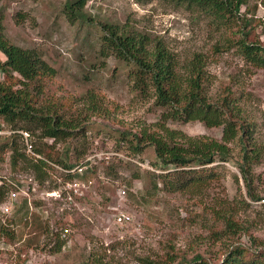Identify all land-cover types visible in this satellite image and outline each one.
Returning <instances> with one entry per match:
<instances>
[{
    "label": "rangeland",
    "instance_id": "1",
    "mask_svg": "<svg viewBox=\"0 0 264 264\" xmlns=\"http://www.w3.org/2000/svg\"><path fill=\"white\" fill-rule=\"evenodd\" d=\"M66 3L0 0L7 38L36 50L57 72L45 82L41 104L78 123L75 131L84 125L86 137L67 143L88 150L78 161L86 169L72 173L87 178L72 181L63 178L61 168L44 183L31 172H15L11 154L0 162V185H10L5 202L16 194L11 213L0 208V264H187L198 255L219 263L240 244L264 250V156L252 164L248 183L238 166L244 142L264 149V69L247 63L233 47L241 33L264 43V0H250L241 13L253 21L246 26L239 20L234 29L219 28L207 15L166 0H91L84 9L87 19L72 23ZM105 24L161 41L181 66L203 55L210 102L220 104L229 92L240 98L238 118L252 125V140L230 145L234 161L218 163L217 181L208 190L171 193L161 180L157 189L155 174L162 172L155 167L154 148L137 155L122 139L157 123L160 112L134 92L126 65L100 56ZM0 60L6 61L1 52ZM19 79L0 70V81L15 89L23 88ZM91 96L102 106L97 113L91 110ZM171 127L193 137L223 136V127L201 122ZM63 148L60 143L56 150ZM76 162L72 156L69 163ZM68 182L80 183L82 196L68 195L62 185ZM214 211L233 213L239 226L227 233ZM122 215L130 220H121ZM2 225L11 235L1 232Z\"/></svg>",
    "mask_w": 264,
    "mask_h": 264
},
{
    "label": "trees",
    "instance_id": "2",
    "mask_svg": "<svg viewBox=\"0 0 264 264\" xmlns=\"http://www.w3.org/2000/svg\"><path fill=\"white\" fill-rule=\"evenodd\" d=\"M89 1L67 0L65 12L70 22L87 19L84 9ZM142 1L150 3L154 0ZM166 1L207 15L219 28L234 29L239 20L246 26L253 21V17L241 13L250 0ZM102 28L104 35L100 41V56L104 59L114 57L126 65L134 92L145 101H153L160 112L157 123L143 126L135 133L122 135V139L128 141L137 155L147 146L154 148L155 167L162 172L160 175L155 174L157 189L161 183L163 189L171 193H199L208 190L217 181L218 163L234 161L230 145L237 139L242 142L252 140V125L238 118L241 112L240 98L229 92L222 97L220 104L210 102L205 85L207 65L203 55L197 54L186 66H181L161 41H155L148 34L120 29L111 24H105ZM241 34V39L230 41L233 47L247 63L264 69V43L250 40L246 33ZM0 52L6 58L4 62L0 60L1 72L10 77L18 75L23 86L15 89L0 81V127L14 132L0 137V162L7 154H11L12 169L15 172L24 170L33 173L35 180L40 183L52 177L56 169L71 171L86 166L79 163L88 151L86 146H70L67 140L85 138L87 129L83 125L79 131H75L79 128L78 123L59 115L50 105L41 104L45 82L55 78L56 70L36 50L14 45L5 35L2 20ZM95 98L91 96L89 104L91 110L97 113L101 104ZM191 122H201L208 128L223 127L222 139L193 137L171 127ZM21 132L29 133L32 151L38 158L27 152ZM60 143H64V148L58 152L56 148ZM72 156L76 163H69ZM242 156L243 163L238 166L248 183L252 164L262 160L264 149L256 144L250 148L249 143L246 145L244 142ZM87 171L89 168L85 173ZM65 174L63 178L66 181L87 178L86 174ZM2 182L0 205L5 201L7 188L10 187L8 183ZM250 196L261 200L260 197ZM214 216L224 225L227 233L234 232L239 226L231 212L214 211ZM1 232L11 235L5 225H2ZM252 244H256L255 239ZM57 251H61V245H57ZM187 264H264V250L240 244L229 251L222 262L213 263L198 255Z\"/></svg>",
    "mask_w": 264,
    "mask_h": 264
},
{
    "label": "built area",
    "instance_id": "3",
    "mask_svg": "<svg viewBox=\"0 0 264 264\" xmlns=\"http://www.w3.org/2000/svg\"><path fill=\"white\" fill-rule=\"evenodd\" d=\"M14 132L13 131H10L4 127H0V137L2 136H6V135H11L13 134ZM21 135L23 136L25 142H26V146H27V152L29 154H32L33 156H35L36 158H38L32 151V145L30 143V135L29 133H26V132H21ZM83 168L86 169V167H78L77 169H74V170H71V171H65L63 170V173H69V174H72L73 172H79V173H83ZM63 187H64V191H68V195H71L73 196L74 194H77V195H80L82 196V194L80 193L81 192V188L82 186L80 185V183L78 182H68V183H65V184H62ZM84 187V185H83ZM16 197V194L15 193H11L9 199L5 202H3L1 204V210L4 214H9L11 213L12 211V208H13V205H14V202H13V199ZM12 200V201H11ZM10 201V202H9ZM121 220H124L125 222L129 221L130 220V217L128 216H125V215H122V218ZM68 231L66 230V233Z\"/></svg>",
    "mask_w": 264,
    "mask_h": 264
}]
</instances>
